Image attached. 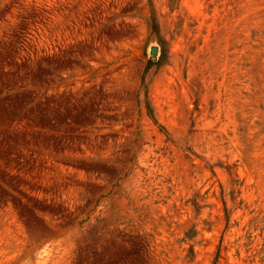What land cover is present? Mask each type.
<instances>
[{
	"label": "rangeland",
	"instance_id": "1",
	"mask_svg": "<svg viewBox=\"0 0 264 264\" xmlns=\"http://www.w3.org/2000/svg\"><path fill=\"white\" fill-rule=\"evenodd\" d=\"M0 264H264V0H0Z\"/></svg>",
	"mask_w": 264,
	"mask_h": 264
},
{
	"label": "bare ground",
	"instance_id": "2",
	"mask_svg": "<svg viewBox=\"0 0 264 264\" xmlns=\"http://www.w3.org/2000/svg\"><path fill=\"white\" fill-rule=\"evenodd\" d=\"M72 117L68 119H60L59 123H71L73 126H76L80 123L77 116L71 115Z\"/></svg>",
	"mask_w": 264,
	"mask_h": 264
},
{
	"label": "water",
	"instance_id": "3",
	"mask_svg": "<svg viewBox=\"0 0 264 264\" xmlns=\"http://www.w3.org/2000/svg\"><path fill=\"white\" fill-rule=\"evenodd\" d=\"M157 53H158V47H153V48L151 49V54H152L153 56H156Z\"/></svg>",
	"mask_w": 264,
	"mask_h": 264
}]
</instances>
